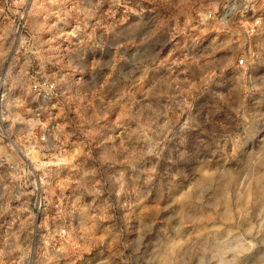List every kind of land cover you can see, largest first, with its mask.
Masks as SVG:
<instances>
[{"label": "rangeland", "instance_id": "374dc122", "mask_svg": "<svg viewBox=\"0 0 264 264\" xmlns=\"http://www.w3.org/2000/svg\"><path fill=\"white\" fill-rule=\"evenodd\" d=\"M222 5L0 0V120L59 124L37 167L42 232L66 230L0 240V264H264V33Z\"/></svg>", "mask_w": 264, "mask_h": 264}, {"label": "built area", "instance_id": "2783aa9c", "mask_svg": "<svg viewBox=\"0 0 264 264\" xmlns=\"http://www.w3.org/2000/svg\"><path fill=\"white\" fill-rule=\"evenodd\" d=\"M221 12L210 14L212 19L222 23L231 14L239 17L240 26L250 37L257 38L264 33V11L250 7L238 0H222ZM253 65L245 52L237 60V66L247 71ZM30 93L39 102L58 98V89L46 81L35 78L29 86ZM42 106L35 107L38 119L36 126L25 123L24 140H16V132H8L0 120V240L33 239L52 237L62 239L66 230L56 234L42 232V217L47 206L43 187L41 166L37 167L48 153L50 141L57 146L62 142L58 123L42 120L39 113ZM35 113V112H34ZM24 136V134L22 133ZM22 226H26L24 231ZM26 264H41L34 252L25 260ZM16 264H21L18 260ZM23 264V263H22Z\"/></svg>", "mask_w": 264, "mask_h": 264}]
</instances>
